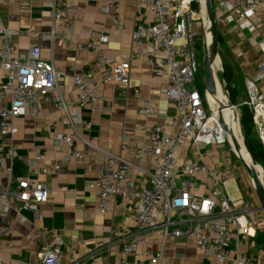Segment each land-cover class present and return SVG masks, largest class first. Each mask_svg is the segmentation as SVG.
<instances>
[{
    "label": "built area",
    "instance_id": "obj_1",
    "mask_svg": "<svg viewBox=\"0 0 264 264\" xmlns=\"http://www.w3.org/2000/svg\"><path fill=\"white\" fill-rule=\"evenodd\" d=\"M41 1L51 9L53 16L46 36L52 41L72 42L79 22L72 1ZM140 2L156 15L154 23L138 24L131 34L132 39L146 49L131 56L120 51L119 57H111L104 51L110 37L92 33L89 47L95 53V59L84 71L74 75V101H69L62 93V73L52 62L42 59L38 44H32L27 53L16 54L13 37L18 31L3 24L0 17V70L5 71L6 78L0 83V89L2 98L9 100V106L0 109V221L9 210H14L22 220H25L20 214L22 210H30L39 218V209L49 201L51 192L38 175L57 173L63 164L83 158L80 151L70 148L74 140H82L97 152L92 165L85 167V173L96 171L95 179L87 183V188L96 196L94 212L108 213L117 198H121L126 201L133 220V225L112 229V242L125 243L123 258L113 264H162L168 238L184 236L193 238L202 253L219 263L233 260L234 264H264L260 255L233 250L242 238L255 237L264 231V210L260 203L258 206L252 204L255 195L250 189L253 185L244 186L238 180L239 163L234 162L226 144H230L237 157L235 150L231 141L226 140V130L221 127L207 93L203 96L193 86L200 66L196 46L199 20L203 21L202 32H207L203 2ZM194 4H198L199 9ZM117 5L118 0H106L104 10L110 13ZM219 5L229 12L231 21L253 30L255 26L248 20L249 13L264 8V0H243L241 6L221 1ZM111 17L117 21V28L122 29V18L118 14ZM158 50L165 53L160 64L168 67L170 75L164 93L175 105L178 118L158 113L163 122L148 127L149 142L146 145L133 139L123 141L122 151L131 153L132 159L109 147L92 144L82 133L91 128L83 113L85 108L94 112L107 110L100 95L101 85L113 83L132 89L141 102L139 112L143 115L153 113L151 101L143 99L140 90L132 86L131 68L134 58L146 55L152 61ZM246 87L249 94L246 104L252 111L264 150V61L259 63L258 72L246 79ZM40 99L54 103L63 112L61 122L65 132L58 135L56 142L62 157L48 165L46 152L40 151L29 161L27 173L19 174L15 169L16 119L40 115ZM169 127L174 129L172 134L168 132ZM221 151H225V161L221 159ZM147 157L155 158L152 172L144 167ZM76 208L87 216L83 204ZM158 230L161 232V252L155 255L142 253L140 247L146 245ZM11 232L0 222V261L3 260L2 238ZM29 240L32 244L39 240L36 264H65L62 258L66 245L60 236L52 234L46 227H39ZM68 251L73 258L69 264H79L85 259L73 249ZM11 264L32 263L17 258L12 259ZM95 264L100 263L95 261Z\"/></svg>",
    "mask_w": 264,
    "mask_h": 264
},
{
    "label": "crops",
    "instance_id": "obj_2",
    "mask_svg": "<svg viewBox=\"0 0 264 264\" xmlns=\"http://www.w3.org/2000/svg\"><path fill=\"white\" fill-rule=\"evenodd\" d=\"M49 2L51 0H44ZM79 16L77 32L72 42L52 41L49 33L53 16L49 7L41 0H0V17L3 24L18 31L13 37L16 54L27 53L32 44L41 48L42 59L52 62L61 71L60 88L69 101L76 99L73 77L84 71L95 59L90 49L92 33L106 34L110 37L104 46L108 56L119 57L120 51L131 56L141 49H146L132 39V32L138 24H152L156 15L140 0H118L112 12L104 10L106 0H71ZM224 1L236 6L243 5V0H211L217 30L222 34L233 60L236 74L246 79L258 72V66L264 61V8L249 13L248 20L255 28H243L229 19L230 14L219 3ZM118 14L123 20L122 29L117 28V21L111 17ZM205 17V16H204ZM206 20V18H205ZM173 22V19H170ZM203 21L199 20L196 28L202 33ZM207 24V23H206ZM31 30V33L29 31ZM198 34V39H199ZM165 57L162 50L155 51L151 61L148 56L136 57L132 61L131 82L140 90L141 97L151 101L153 113L143 115L139 112L140 99L135 97L132 89L119 84L101 85L100 95L104 98L105 112L91 111L85 108L83 117L91 123V128L82 133L92 144L109 147L116 153L132 159V154L122 151V143L133 139L139 144L149 142L148 127L162 123L158 113H166L172 119L178 118V111L164 91L170 83L168 67L160 64ZM6 81L5 71L0 70V83ZM241 96L238 97V101ZM41 114L27 115L16 119L18 133L14 142L17 147L15 169L21 174L28 171L29 161L40 151L46 152V163L52 165L62 157L57 148L58 135L65 132L61 122L63 112L52 103L39 100ZM9 106V100L3 99L0 89V109ZM173 128L168 132L172 134ZM256 131V130H255ZM80 151L84 157L72 159L63 164L57 172L49 175H38V179L48 185L51 196L48 202L41 205L39 218L30 210H22V220L14 210H9L2 218L1 224L12 230L2 238L3 260L0 264H11L12 259H23L32 264L39 261V240L32 244L29 238L39 227H46L52 234L60 236L65 242L63 263L69 264L73 258L68 249L85 259L79 264H113L124 256L122 241L112 242V229L121 225H133L130 209L126 201L117 198L115 206L106 214L94 212L95 193L87 188V183L95 179L96 171L85 173V167L92 165L97 152L82 140H74L70 146ZM156 161L147 157L144 167L152 172ZM72 190V193L69 192ZM255 195V192H253ZM260 201L258 200V204ZM84 205L85 217L77 210V205ZM261 204V203H260ZM258 234V233H257ZM257 236V235H256ZM255 236V237H256ZM80 239H82L80 241ZM161 232L158 230L146 245L140 247L142 253L155 255L161 252ZM242 253L257 254L264 262V247L257 244L254 237L242 238L238 246ZM162 264H222L202 253L191 237H169L162 253ZM226 264H234L231 260Z\"/></svg>",
    "mask_w": 264,
    "mask_h": 264
},
{
    "label": "trees",
    "instance_id": "obj_3",
    "mask_svg": "<svg viewBox=\"0 0 264 264\" xmlns=\"http://www.w3.org/2000/svg\"><path fill=\"white\" fill-rule=\"evenodd\" d=\"M195 8L199 9L198 4H194ZM197 51L200 52L201 43H199V39L197 40ZM218 53L222 60L223 65V77L224 82L226 84L227 92H229L230 101L232 104L238 102V97H242V83H243V75L241 73L236 74L234 72V68L232 65L233 60H231L232 55L227 48L225 40L218 30ZM199 57V71L196 75L194 81V87L200 91V93L204 96L205 95V81H203L204 77V70H203V58L201 54L198 55ZM240 125L243 131L244 139L247 143L248 151L255 159L257 163L263 166L264 168V150L262 144L258 138L257 132L255 131V125L253 122V114L250 107L244 103L241 108V115H240ZM19 173L20 172H17ZM254 240L257 244L264 247V231L258 232L257 236L254 237Z\"/></svg>",
    "mask_w": 264,
    "mask_h": 264
},
{
    "label": "water",
    "instance_id": "obj_4",
    "mask_svg": "<svg viewBox=\"0 0 264 264\" xmlns=\"http://www.w3.org/2000/svg\"><path fill=\"white\" fill-rule=\"evenodd\" d=\"M205 7L207 9L208 16L207 18L209 19L208 24L211 27L212 31V37H213V49H212V54L208 51L207 45L205 42V38L203 39V47H204V57H203V70H204V81H205V90L207 94H210L212 96H216L218 93V82L216 79V73H215V68L214 64L217 59H219V53H218V30H217V25L215 22V14H214V9L211 0H205ZM207 23V21H206ZM228 107H234V105L229 102ZM223 109L224 105H219L218 108V113H219V118H220V123L223 125L224 129L227 131V125L224 121L223 118ZM242 130V128H241ZM245 147H247L246 141H244ZM236 150L239 151L240 148L237 143H235ZM248 149V148H247ZM236 153V151H235ZM236 156L239 158V161L241 162L242 166L245 168L247 173L250 175L253 183V188L250 189V191H254L255 194L258 197V200L261 203V209L264 210V177L260 178L259 174L256 172L254 169L253 165L257 164L255 159L251 157V163L252 166L247 164L246 161L241 158L237 153Z\"/></svg>",
    "mask_w": 264,
    "mask_h": 264
},
{
    "label": "rangeland",
    "instance_id": "obj_5",
    "mask_svg": "<svg viewBox=\"0 0 264 264\" xmlns=\"http://www.w3.org/2000/svg\"><path fill=\"white\" fill-rule=\"evenodd\" d=\"M208 16V13H207V9L205 8V18H206V21L208 22L209 19L207 18ZM209 29V28H208ZM207 33V32H206ZM205 33L202 32L201 34H199V43H201V49H200V52H198V55L201 54V57L203 58L204 57V47H203V39L205 37ZM209 41H210V47H211V52H212V49H213V37L212 35L209 36ZM220 57V55H219ZM214 68H215V73H216V77H217V80H218V83L219 85L222 87V90H223V93H224V96L227 100V102H231L230 101V97H229V92H227V89L225 88L226 87V84L224 82V77H223V65H222V60H221V57L219 59H217L215 61V64H214ZM203 81H204V77H203ZM241 89H242V97L243 99H239L240 101H238L237 103H234V107L230 108L228 107L230 110H231V114H232V118L234 120V123H235V126L236 128L238 129V132H239V137H240V140L242 142V144H244V135H243V131L241 130V125H240V115H241V108H242V105L244 103H246L248 100H249V94H248V91H247V87L245 86V83L243 81L242 83V86H241ZM219 101H221L220 99H223V97L221 96V93L220 91H218L217 95L215 96ZM211 104L215 107L218 106V103L216 101H214L212 98H211ZM245 150L249 153L247 147H245V144L243 145ZM226 150L228 152H230L233 160H235L234 162H238L239 163V172L237 173L238 175V180L244 185V186H252V179L250 177V175L247 173V171L245 170V168L242 166L241 162L239 161V158L238 157H235L233 152H232V148L230 146L229 143L226 144ZM220 156H221V159L223 161L226 160V155H225V151H221L220 152ZM251 157V155H250ZM252 161V160H251ZM250 165L252 166V163L250 162ZM262 166V165H261ZM254 169L256 170V172L259 174L261 180L262 178L264 177V168L262 171H258L257 169V165L254 164L253 165ZM263 181V180H262ZM252 204L254 206H258V197L257 195L255 194V196L252 198Z\"/></svg>",
    "mask_w": 264,
    "mask_h": 264
},
{
    "label": "bare ground",
    "instance_id": "obj_6",
    "mask_svg": "<svg viewBox=\"0 0 264 264\" xmlns=\"http://www.w3.org/2000/svg\"><path fill=\"white\" fill-rule=\"evenodd\" d=\"M202 2H203V15L205 16V8H206L205 5H204L205 0H202ZM207 24H208V22H207ZM211 35H212L211 27H210V25L209 26L207 25V33H206L204 38H205V42H206V45H207V49L212 54L211 47H210V41H209V36H211ZM216 79H217V77H216ZM217 82H218V80H217ZM218 91H220L221 96L223 97V99H220L221 101H219L215 96L207 94L208 95V101H209L211 107L214 109V111L216 113V116H217V118L219 120H220V118H219L220 115L218 113V108H219V105H224V109H223V114L222 115H223L224 121H225V123L227 125V129H228L226 131V135H225L226 140L229 139L231 141V144H232L234 150L236 151V153L241 158H243L246 161L247 164L250 165V162H251L250 154H248V152L245 150V148L243 146L244 144H242V142L240 140V137H239L240 134L238 132V129L235 126L234 120L232 118L231 110L228 108V105H227L228 102H227V100H226V98L224 96L222 87L219 85V83H218ZM211 98L218 103L217 107H215V106H213L211 104ZM221 127H223V125H221ZM223 130L225 131L224 127H223ZM222 135H223V132H222ZM235 143L238 144V146L240 148L239 151L236 150ZM256 165H257L258 171H262L263 170L262 166L259 163H257Z\"/></svg>",
    "mask_w": 264,
    "mask_h": 264
}]
</instances>
